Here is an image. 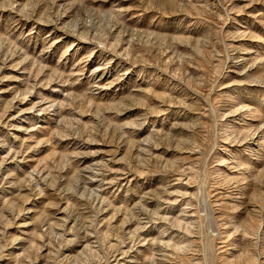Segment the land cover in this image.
Masks as SVG:
<instances>
[{
    "label": "rangeland",
    "instance_id": "rangeland-1",
    "mask_svg": "<svg viewBox=\"0 0 264 264\" xmlns=\"http://www.w3.org/2000/svg\"><path fill=\"white\" fill-rule=\"evenodd\" d=\"M0 264H264V0H0Z\"/></svg>",
    "mask_w": 264,
    "mask_h": 264
}]
</instances>
